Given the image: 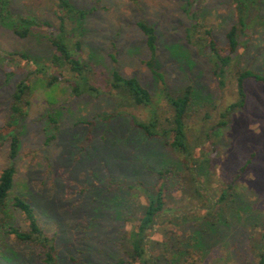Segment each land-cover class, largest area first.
<instances>
[{"label":"rangeland","instance_id":"374dc122","mask_svg":"<svg viewBox=\"0 0 264 264\" xmlns=\"http://www.w3.org/2000/svg\"><path fill=\"white\" fill-rule=\"evenodd\" d=\"M70 1L88 11L83 55L100 78L113 69L123 76L136 77L158 109L165 104L162 86L174 93L191 85L194 99L188 128L193 133L200 128L204 112L209 114L211 126L219 116L218 104L234 100L233 85L229 83L221 95L211 65L186 41V0ZM55 4L56 0L9 2L12 13L52 25L56 24ZM199 11L214 38L224 45L225 33L235 22L233 0H200ZM139 19L155 28L154 68L162 74L163 82L146 64L149 56L136 25ZM254 20L239 66L264 74V0H258ZM11 52L48 60L53 47L41 30L34 29L21 38L0 24V56ZM19 66L22 71L14 67L8 75L7 68L0 64V126L9 116L15 84L27 75L24 63ZM28 76L33 92L30 106L17 122L20 147L13 195L26 197L45 232L55 235L58 264H117L124 217L132 201L123 184L137 180L152 184L158 170L168 165L180 167L179 157L161 139L149 138L130 125L127 115L116 114L107 121L97 117L123 110L145 118L146 108H118L109 95H74L64 80L48 87L41 74ZM244 89V106L233 110L224 125L211 129L210 138L198 148L211 158V193L220 194L248 159L249 164L237 178L238 185L222 211V225L216 228L213 238L208 233L210 226H205L206 239L211 242L206 243L203 259L195 264L257 262L251 245L264 225V83L246 80ZM90 120L94 123L87 124ZM8 143L5 138L0 143V171L7 164ZM83 143L87 144L83 147ZM180 194L173 193L176 197ZM14 224L21 228L26 225L19 213L15 214ZM0 264L43 262L37 247L18 243L12 235H0Z\"/></svg>","mask_w":264,"mask_h":264},{"label":"trees","instance_id":"16d2710c","mask_svg":"<svg viewBox=\"0 0 264 264\" xmlns=\"http://www.w3.org/2000/svg\"><path fill=\"white\" fill-rule=\"evenodd\" d=\"M9 2L10 0H0V24L8 26L21 38L27 37L34 29L41 30L47 34L53 53L48 60H38L26 52H11L0 56V64L7 68L6 74L13 73L15 69L22 71L23 68L19 66L21 62L27 71V75L15 84L11 93L9 116L0 126V143L4 138L9 142L7 164L0 171V235H12L18 243L37 247L43 264H58L55 235L45 232L34 205L26 197L13 195L17 173L15 160L20 147L17 122L31 103L33 83L28 75L37 73L41 74L48 87L64 80L71 86L74 95H109L118 108H146L145 118L125 113L123 110L108 115L98 114L97 117L107 121L116 114L127 115L130 125L149 138L161 139L167 149L179 157L180 167L168 165L158 170L152 184L140 180L123 184L124 189L131 193L132 201L124 217L125 227L119 242L120 255L116 263L195 264L196 261H201L206 243L211 242L206 239L205 226H210L208 233L213 238L216 228L222 225V211L231 202L228 199L238 185L237 178L248 166L249 159L240 167L233 180L224 184L220 194L211 193V158L198 148L203 141L210 138L211 129L224 125L233 110L244 106L246 80L264 83V74L239 66L249 41L248 34L252 33L258 0H233L235 22L225 33L224 45L214 38L211 29L202 20L200 0L185 1L183 12L188 20L185 28L186 41L211 65L220 94L224 96L229 83L233 85L234 91L232 102L225 105L221 101L218 104L220 110L217 121L209 126L210 116L204 112L201 126L195 133L188 128L189 109L194 99L191 85L174 93L162 86L165 104L158 109L150 92L136 77L123 76L116 69L105 78L99 77L98 70L83 55L87 10L76 7L70 0H56V24L52 25L46 20L37 21L12 13ZM136 25L143 35L148 52L146 64L156 73L155 28L144 19H139ZM156 75L163 82L162 74ZM49 118L56 122L54 116L50 115ZM86 123L93 124L94 121ZM89 138L87 135V143ZM177 191L181 193L179 197L173 195ZM16 213L22 216L26 224L24 228L14 224ZM261 230L260 236L251 245L257 258L256 264H264V225ZM156 233L159 236L153 237Z\"/></svg>","mask_w":264,"mask_h":264}]
</instances>
